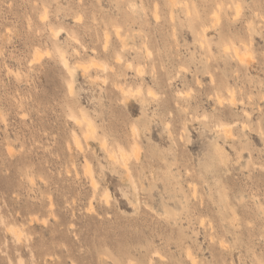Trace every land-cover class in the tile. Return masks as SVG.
I'll return each instance as SVG.
<instances>
[{"label":"rangeland","instance_id":"374dc122","mask_svg":"<svg viewBox=\"0 0 264 264\" xmlns=\"http://www.w3.org/2000/svg\"><path fill=\"white\" fill-rule=\"evenodd\" d=\"M0 264H264V0H0Z\"/></svg>","mask_w":264,"mask_h":264},{"label":"bare ground","instance_id":"6f19581e","mask_svg":"<svg viewBox=\"0 0 264 264\" xmlns=\"http://www.w3.org/2000/svg\"><path fill=\"white\" fill-rule=\"evenodd\" d=\"M144 47V46H143ZM233 48H234V56L236 57V58H239L240 60H242V61H244L245 62V60H243V58H240L242 55L240 54V52H239V48L237 49V47H232V48H227V50H233ZM230 52V51H229ZM147 54H149V53H147ZM248 54V53H247ZM243 56H245V55H243ZM242 56V57H243ZM119 59V58H118ZM121 59V58H120ZM239 60V61H240ZM62 61H63V64H64V66H65V68L68 70V73L70 72V73H72V70L70 69V67H69V64H68V60L64 57V56H62ZM238 61V60H237ZM243 62V63H244ZM247 63V62H246ZM129 64V63H128ZM139 68H140V66H139ZM142 70V69H141ZM69 73V75L70 76H72V74H70ZM140 73V72H139ZM143 73V72H142ZM141 74V73H140ZM72 88V86H71V84H70V89ZM132 88V87H131ZM123 89V88H122ZM130 89V88H129ZM141 91V90H140ZM123 92H125V94L128 92V91H124L123 90ZM122 92V93H123ZM151 92V91H150ZM154 92V91H153ZM134 92L132 91V94H133ZM135 93H136V91H135ZM138 93V92H137ZM152 94V93H151ZM127 95V94H126ZM156 95V94H155ZM220 98L221 97H219L218 99L220 100ZM233 100H234V98H232ZM247 113V112H246ZM87 123L88 124H86V126H87V128H86V131H87V133L89 134V135H93L94 136V133H95V129H94V126L91 124V122L90 121H87ZM248 125V124H247ZM229 126V124H221V125H219L218 126V128H222V130L221 131H223V132H225V134L227 135V134H229V130L227 129V127ZM229 127H231V126H229ZM228 127V128H229ZM230 129V128H229ZM137 132V131H136ZM231 133V132H230ZM230 135V134H229ZM233 135V134H232ZM135 136L136 137H139V136H137L136 134H135ZM226 138V137H225ZM224 138V139H225ZM226 140V139H225ZM76 143H77V145L78 146H80V142L78 141V139H77V141H76ZM137 145V144H136ZM102 146H104L105 148H106V150L108 151V149H107V141L106 140H104L103 141V144H102ZM138 147H139V145H138ZM138 147H137V149L135 148V150L137 151L138 150ZM109 148V147H108ZM118 149H119V153H120V156L121 157H123V158H125V160H126V158H129L128 156L129 155H127L126 153V151H125V148L124 147H121V146H118ZM105 150V149H104ZM106 151V152H107ZM136 151L134 152V153H136ZM138 152V151H137ZM108 153V152H107ZM139 153V152H138ZM138 153H136V155L138 154ZM109 154H110V156H111V160L113 161V162H115V158H116V156H115V152L113 151V148H112V150H110L109 151ZM127 155V156H126ZM139 155V154H138ZM118 159H119V157H117ZM122 158V159H123ZM137 158V157H136ZM117 159V160H118ZM116 160V162L115 163H118L119 162V160L117 161ZM124 161V159L122 160V162ZM127 161V160H126ZM127 162H129V161H127ZM127 162L125 163L124 162V164H123V166H124V169H125V172H126V174L128 175V176H130L131 177V175H133V174H131L132 172H131V169L128 167L129 165L127 164ZM120 165V164H119ZM92 179V178H91ZM93 179H94V177H93ZM131 179V181H132V178H130ZM94 181H96V180H94ZM93 184H94V186H95V183L93 182ZM106 196L108 195V194H106V193H104ZM105 195H104V197H105ZM108 198V197H107ZM107 201H109L108 199H107Z\"/></svg>","mask_w":264,"mask_h":264}]
</instances>
